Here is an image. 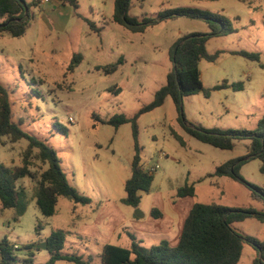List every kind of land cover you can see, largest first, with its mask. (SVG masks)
<instances>
[{"label": "rangeland", "instance_id": "rangeland-1", "mask_svg": "<svg viewBox=\"0 0 264 264\" xmlns=\"http://www.w3.org/2000/svg\"><path fill=\"white\" fill-rule=\"evenodd\" d=\"M113 1L78 0L76 11L67 4L62 7L56 0L39 3L29 9L30 27L24 37L0 35V85L9 88L12 120L26 134L53 149L67 182L90 200L89 205L73 208L71 201L59 197L55 214L45 218L34 203L35 180H17L27 204L16 219L21 202L12 209H2L0 205V241L5 238L15 245L20 261L26 258L22 247L31 245L33 264L45 263L48 253L44 240L52 229L70 233L65 252L71 240L75 252L90 256L92 264H100V247L112 244L130 248L128 234L143 251L161 241L176 246L186 215L196 203L264 211V203L250 199L242 183L209 177L219 164L244 156L245 141L236 140L232 150H219L188 136L181 126L253 130L264 116V0H144L142 7L133 2L131 16L145 13L156 18L164 10L192 8L225 19L231 32L207 40L208 54L221 53L213 62H198L200 81L205 88L223 80L243 83L240 91L226 88L212 90L208 98L201 93L184 97L181 123L169 97L138 117L141 162L144 167H158L136 208L119 202L124 196V182L130 176V123L113 127L96 118H131L165 84L172 67L168 56L172 43L188 34H206L208 27L203 20L179 16L160 20L142 33H131L111 22ZM45 7L60 15V24L68 20L64 31L46 25L52 13L45 15ZM83 19L100 31H91ZM239 50L258 53V61L229 54ZM76 53L82 55V61L69 73L66 66ZM117 61V70L110 75L96 68ZM114 87L118 93L113 92ZM68 117L73 122H68ZM174 134L182 139L183 146ZM26 145V139L12 143L2 138L0 163L9 168L20 166ZM43 168L32 161L31 171L39 173ZM258 168L259 161L251 159L241 166L239 174L244 181L264 188V174ZM185 184L193 185L194 194L177 198V188ZM153 208L161 213L160 219L151 217ZM133 216L136 219L128 218ZM89 218H96L97 224L84 225ZM120 222L119 235L112 234L111 229ZM37 224L41 225L39 235L35 233ZM232 228L242 236L264 242V223L254 218L233 223ZM79 235L83 243L78 242ZM256 257V250L243 241L238 264H252Z\"/></svg>", "mask_w": 264, "mask_h": 264}, {"label": "trees", "instance_id": "trees-1", "mask_svg": "<svg viewBox=\"0 0 264 264\" xmlns=\"http://www.w3.org/2000/svg\"><path fill=\"white\" fill-rule=\"evenodd\" d=\"M23 0H0V34L12 38H21L30 27V7L37 6L40 1L32 0L25 2L27 13L25 14ZM67 4L74 11L78 9V0H56ZM142 7L144 0H114L110 17L111 22L122 26L131 33H142L146 27L152 26L160 20L184 16L191 19H200L208 27L206 34H188L172 43L168 56L172 64L171 70L166 74V82L158 88L152 100L142 106L131 118L123 115H113L107 120H99L102 124L118 127L130 123L132 134V157L130 162V176L124 182V196L120 204L136 208L139 205L141 193L148 192L153 174L146 172L141 162V146L138 144V129L136 121L141 114L152 111L159 107L166 97L174 104L179 121L183 120L181 108L182 99L186 96L201 93L204 98L210 96L212 90L231 88L233 91L243 90V83H227L221 81L212 88H205L200 81L198 62L204 59L213 62L221 51L208 54L206 42L211 37L225 35L231 30L227 28V21L219 15L210 14L207 11L192 8L168 9L157 14L156 18L147 17L145 13L140 17L131 16L129 10L133 2ZM245 2L246 0H238ZM76 16H79L76 14ZM82 18V17H81ZM89 29L99 32L92 22L83 19ZM229 54L240 56L251 61H258V53L244 50L229 51ZM82 55L73 54L70 58L66 71L71 73L82 61ZM120 61L112 62L100 68L103 75H110L117 70ZM114 87L113 92L118 93ZM95 119V118H94ZM185 133L195 140L207 144L219 150H232L236 140H243L245 155L224 161L215 167L209 177H227L242 183L249 191L250 199L264 203V188L244 181L240 174V168L251 159L259 161V172L264 174V116L256 123L253 130L247 129H205L199 124L181 123ZM8 138L10 142L26 139L27 145L21 154V165L6 167L0 163V205L2 209L16 208L21 202L22 207L16 212V219L20 216L27 204L24 191L16 185V181L22 178L35 180L33 199L40 214L51 217L55 214L58 198H66L77 205L90 204L89 198L82 195L66 180L59 166V159L53 149L36 137L26 134L19 124L12 120L9 102V88L0 85V140ZM174 137L184 145L182 139L174 134ZM32 161L44 166L41 172L31 171ZM194 194L193 185L185 184L177 188L176 197L185 198ZM151 217L159 218L161 213L153 208ZM247 218L264 223V211L253 209L230 208L216 203H196L188 211L184 220L182 231L176 246L170 247L167 242L161 241L143 251L135 243V238L128 234L131 240L130 248H122L112 244H105L100 248V264H238L242 251L243 241L252 246L257 257L252 264H264V242L252 237L242 236L237 233L232 224L241 222ZM40 224L35 226V233L39 235ZM70 233L60 229L50 230L44 240V248L48 253V259L43 264H56L58 261H67L70 264H92L87 257L64 251L66 236ZM79 238V236H78ZM26 252V258L16 256L17 247L10 244L5 238L0 241V264H33L31 245L22 247Z\"/></svg>", "mask_w": 264, "mask_h": 264}, {"label": "crops", "instance_id": "crops-1", "mask_svg": "<svg viewBox=\"0 0 264 264\" xmlns=\"http://www.w3.org/2000/svg\"><path fill=\"white\" fill-rule=\"evenodd\" d=\"M60 5L62 6V7H65V4H62V3H60ZM56 7V6H55ZM55 7L53 8V9H55ZM43 12H44V14L46 15V13H48V12H50V13H52V17H49L50 19V24H46V25H48L49 26V28H51V29H60V30H62V31H64L65 30V28H66V25H67V22H68V20L66 19L65 21H64V23L63 24H60L61 23V21H60V15H56V11L55 10H52V9H50V8H48V7H45V9L43 10ZM55 26L57 27V28H55ZM27 32V31H26ZM26 34V33H25ZM0 35H2V34H0ZM3 36V35H2ZM25 36V35H24ZM23 36V37H24ZM215 178H225V177H215ZM227 178V177H226ZM73 211H74V209H72ZM129 219H136V217L135 216H133V217H128ZM161 218V216L159 217V218H153L154 220H158V219H160ZM85 219V218H84ZM83 219V220H84ZM88 222L89 223H87V224H84V225H91V226H93V225H95V224H97V222H98V220L96 219V218H94V219H92V218H89L88 219ZM120 224H121V222L120 223H118V224H116L112 229H111V233L112 234H117V236L119 235L118 234V231H117V228L118 227H120ZM157 227H159V225L157 226ZM160 228H161V226H160ZM80 238H82V236H80L79 235V238H78V242H80V243H83L82 241V239H80ZM85 239V238H84ZM89 240H86V242H88ZM89 242H91V241H89ZM68 243L70 244V246L68 247V253H77V254H80V255H82V256H84L83 254H81V253H79V252H75L76 250V248H74V247H72V244H74V242L73 241H71V240H68ZM101 248V247H100ZM86 250V249H85ZM95 250V249H94ZM99 252H100V249H99ZM85 258H87V257H89L90 258V256H84ZM98 257H99V253H98ZM91 259V258H90ZM99 260H100V258H99ZM56 264H57V262H56Z\"/></svg>", "mask_w": 264, "mask_h": 264}, {"label": "built area", "instance_id": "built-area-1", "mask_svg": "<svg viewBox=\"0 0 264 264\" xmlns=\"http://www.w3.org/2000/svg\"><path fill=\"white\" fill-rule=\"evenodd\" d=\"M40 1V3H42V4H46V3H49V0H39ZM68 122H73V118L72 117H68ZM157 167H158V165L156 164V165H154V166H147V167H144V170L146 171V172H149V173H154L155 172V170L157 169Z\"/></svg>", "mask_w": 264, "mask_h": 264}, {"label": "water", "instance_id": "water-1", "mask_svg": "<svg viewBox=\"0 0 264 264\" xmlns=\"http://www.w3.org/2000/svg\"><path fill=\"white\" fill-rule=\"evenodd\" d=\"M21 3H22V5L24 6V10H25V14H26L28 10H27V8L25 7V2L22 1Z\"/></svg>", "mask_w": 264, "mask_h": 264}]
</instances>
